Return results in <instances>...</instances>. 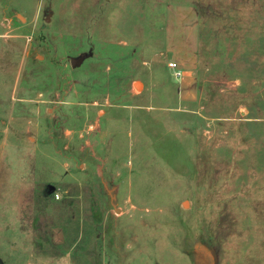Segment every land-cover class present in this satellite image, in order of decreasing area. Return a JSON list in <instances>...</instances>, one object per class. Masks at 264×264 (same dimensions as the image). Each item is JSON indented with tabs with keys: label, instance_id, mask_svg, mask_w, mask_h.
I'll use <instances>...</instances> for the list:
<instances>
[{
	"label": "rangeland",
	"instance_id": "rangeland-1",
	"mask_svg": "<svg viewBox=\"0 0 264 264\" xmlns=\"http://www.w3.org/2000/svg\"><path fill=\"white\" fill-rule=\"evenodd\" d=\"M0 264H264V0H0Z\"/></svg>",
	"mask_w": 264,
	"mask_h": 264
},
{
	"label": "crops",
	"instance_id": "crops-1",
	"mask_svg": "<svg viewBox=\"0 0 264 264\" xmlns=\"http://www.w3.org/2000/svg\"><path fill=\"white\" fill-rule=\"evenodd\" d=\"M183 32H188V44H187V48L186 49H182L183 52H181L180 50H175L172 53V57L170 58V61H172L173 63L176 64V69L178 71H180L182 73V75L180 76V79L182 77H187V74H191V71L194 67V62H195V57H194V45H192L191 47V42L195 40L196 37V25L194 22H192V25L190 26H183V29H181ZM173 30H171L172 33ZM184 32V33H185ZM167 41L168 42H173V39L170 38L169 33L167 34ZM171 49V48H170ZM172 70V69H171ZM183 89L181 88V91ZM183 93V92H181ZM188 93H183V97L187 96Z\"/></svg>",
	"mask_w": 264,
	"mask_h": 264
},
{
	"label": "water",
	"instance_id": "water-1",
	"mask_svg": "<svg viewBox=\"0 0 264 264\" xmlns=\"http://www.w3.org/2000/svg\"><path fill=\"white\" fill-rule=\"evenodd\" d=\"M86 57V55L83 53V54H81V55H79L78 57H76V58H71L70 59V64H71V66L72 67H76V66H79L81 63H82V61H83V59ZM139 84V83H138ZM140 85V84H139ZM137 86V85H136ZM137 87H139V86H137ZM186 204V203H185Z\"/></svg>",
	"mask_w": 264,
	"mask_h": 264
},
{
	"label": "built area",
	"instance_id": "built-area-1",
	"mask_svg": "<svg viewBox=\"0 0 264 264\" xmlns=\"http://www.w3.org/2000/svg\"><path fill=\"white\" fill-rule=\"evenodd\" d=\"M168 67H169L170 69L173 70V74H174V77H175L176 79H177V78H180V76L182 75V73L176 69V64H175V63L170 62V63L168 64Z\"/></svg>",
	"mask_w": 264,
	"mask_h": 264
},
{
	"label": "bare ground",
	"instance_id": "bare-ground-1",
	"mask_svg": "<svg viewBox=\"0 0 264 264\" xmlns=\"http://www.w3.org/2000/svg\"><path fill=\"white\" fill-rule=\"evenodd\" d=\"M136 85H137V86H139V84H138V83H137Z\"/></svg>",
	"mask_w": 264,
	"mask_h": 264
}]
</instances>
